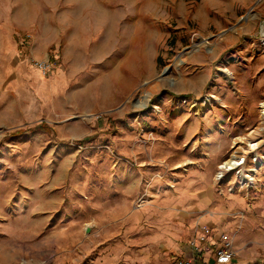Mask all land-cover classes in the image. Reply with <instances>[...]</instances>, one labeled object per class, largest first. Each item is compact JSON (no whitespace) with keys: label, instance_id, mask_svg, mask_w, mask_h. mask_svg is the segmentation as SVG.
<instances>
[{"label":"rangeland","instance_id":"1","mask_svg":"<svg viewBox=\"0 0 264 264\" xmlns=\"http://www.w3.org/2000/svg\"><path fill=\"white\" fill-rule=\"evenodd\" d=\"M263 26L264 0H0V264H172L264 199L263 166L217 179L264 137Z\"/></svg>","mask_w":264,"mask_h":264},{"label":"crops","instance_id":"2","mask_svg":"<svg viewBox=\"0 0 264 264\" xmlns=\"http://www.w3.org/2000/svg\"><path fill=\"white\" fill-rule=\"evenodd\" d=\"M205 210L207 208L201 211ZM216 212L219 217L214 221L211 218L208 220L213 223H205L201 217L193 222L188 231L190 236L197 232L194 229L197 221L211 227V234L204 244L205 260L215 264L211 250L218 245L230 244L236 254L229 264H264V199L244 205L241 198L235 197L228 204L219 203Z\"/></svg>","mask_w":264,"mask_h":264},{"label":"built area","instance_id":"3","mask_svg":"<svg viewBox=\"0 0 264 264\" xmlns=\"http://www.w3.org/2000/svg\"><path fill=\"white\" fill-rule=\"evenodd\" d=\"M262 43L264 44V37L262 38ZM44 65V63H42ZM261 114L263 120L256 131L264 135V102L261 103ZM235 148L238 149L233 156L232 161L235 162L233 167L228 168L230 165L226 166V162L230 160L223 161L219 164L217 179L219 181L226 180L227 177L237 179L241 186L245 188H251L256 186V176L257 171L263 166L264 167V152L260 149L264 145V137L256 141L251 147L248 143L243 142ZM245 148H249L247 153H244ZM260 152L262 154H258ZM247 174V176H245ZM233 187H231L232 189ZM211 234V227L206 225L201 228L199 235L191 240L185 247V252L177 257L172 264H209V261L204 258V247L207 238ZM211 249V248H210ZM212 251V258L215 259V264H229L232 262L233 256L236 254L235 250L230 244L228 245H218L214 247Z\"/></svg>","mask_w":264,"mask_h":264},{"label":"bare ground","instance_id":"4","mask_svg":"<svg viewBox=\"0 0 264 264\" xmlns=\"http://www.w3.org/2000/svg\"><path fill=\"white\" fill-rule=\"evenodd\" d=\"M114 17H115V16H114ZM109 19H110V17H109ZM71 23H72L71 28L73 27L74 29L77 30V32L80 31V32H78V34H79L80 37H81V36H82V35H81V32H84V31H85V28H86V23H85V21H84L83 19H80L79 22H78V20H77V22L72 20ZM262 34H263V36H264V26H263V29H262ZM73 40H74L75 44H79V43L82 41V39H80L79 37H76V36L73 38ZM206 42H209V41L206 40ZM181 61H182V59H179V60H178V63H180ZM104 85H105V83H104ZM105 88H106V89L110 88V86H109L108 83H107L104 87H102L103 90H105ZM147 102H148V98H144L143 100H140V101H138V102L135 103V104H136L137 106H146V105H147ZM248 150H249V148H245L244 153H247ZM235 151L237 152L238 149H236ZM234 153H235V152H232V156H231L230 160H228V162H226V166H228V164L230 165L228 168L233 167V165H234V163H235V162L232 161L233 156H236ZM257 153H258V154H262L263 152H262V153L257 152ZM263 164H264V163H263ZM245 176H247V174H246Z\"/></svg>","mask_w":264,"mask_h":264},{"label":"trees","instance_id":"5","mask_svg":"<svg viewBox=\"0 0 264 264\" xmlns=\"http://www.w3.org/2000/svg\"><path fill=\"white\" fill-rule=\"evenodd\" d=\"M31 129H44L48 132H50L52 129H51V126L47 123V122H42L41 124L37 125V126H34L33 128ZM27 131V129H20V130H17V131H14V135H18V134H21L23 132ZM87 138L81 140V142L85 141Z\"/></svg>","mask_w":264,"mask_h":264}]
</instances>
